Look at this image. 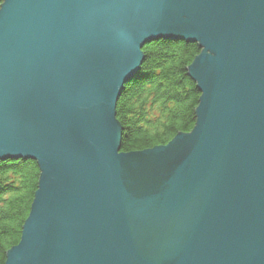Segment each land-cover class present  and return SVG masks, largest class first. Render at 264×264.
Instances as JSON below:
<instances>
[{"label": "water", "instance_id": "1", "mask_svg": "<svg viewBox=\"0 0 264 264\" xmlns=\"http://www.w3.org/2000/svg\"><path fill=\"white\" fill-rule=\"evenodd\" d=\"M196 44L195 124L121 152L143 47ZM37 190L4 264H264V0H3L0 162Z\"/></svg>", "mask_w": 264, "mask_h": 264}, {"label": "trees", "instance_id": "2", "mask_svg": "<svg viewBox=\"0 0 264 264\" xmlns=\"http://www.w3.org/2000/svg\"><path fill=\"white\" fill-rule=\"evenodd\" d=\"M142 51L145 59L140 73L124 85L116 105L124 153L164 146L177 134L189 133L200 96L186 71L200 53L196 44L159 40ZM155 109L157 114H153ZM38 178L33 161L0 163V264L20 241Z\"/></svg>", "mask_w": 264, "mask_h": 264}, {"label": "rangeland", "instance_id": "3", "mask_svg": "<svg viewBox=\"0 0 264 264\" xmlns=\"http://www.w3.org/2000/svg\"><path fill=\"white\" fill-rule=\"evenodd\" d=\"M166 41H170V40H166ZM173 42H175V41H173ZM179 42H182V41H179ZM153 43H155V42H153ZM188 44H189V43H188ZM144 59H145V55H144ZM143 62H144V61H143ZM143 62H142V64H143ZM142 64H141V66H142ZM141 66H140V69H141ZM140 69H139V71L137 72V74L140 73ZM137 74H136V75H137ZM136 75H135L134 77H136ZM134 77H133V78H134ZM133 78H132V79H133ZM132 79H131V80H132ZM131 80H129V81H131ZM129 81H128V82H129ZM128 82H127V83H128ZM127 83H125V84H127ZM125 84H124V85H125ZM123 91H124V89H123ZM121 95H122V94H121ZM149 108H150V106L148 105V106H147V109H149ZM149 112H151V111H149ZM153 114H157V110H156V109L153 111ZM153 114H152V115H153ZM122 131H123V130H122ZM122 134H123V132H122ZM4 162H5V161H4ZM24 162H26V161H24ZM0 163H3V162H0Z\"/></svg>", "mask_w": 264, "mask_h": 264}]
</instances>
